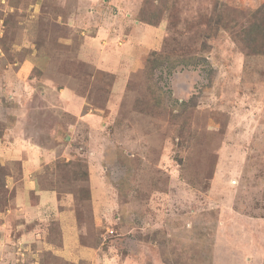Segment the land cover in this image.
I'll return each instance as SVG.
<instances>
[{
	"label": "rangeland",
	"instance_id": "obj_1",
	"mask_svg": "<svg viewBox=\"0 0 264 264\" xmlns=\"http://www.w3.org/2000/svg\"><path fill=\"white\" fill-rule=\"evenodd\" d=\"M263 5L0 0V264H264Z\"/></svg>",
	"mask_w": 264,
	"mask_h": 264
},
{
	"label": "trees",
	"instance_id": "obj_2",
	"mask_svg": "<svg viewBox=\"0 0 264 264\" xmlns=\"http://www.w3.org/2000/svg\"><path fill=\"white\" fill-rule=\"evenodd\" d=\"M264 14V5L261 6L260 8H258L256 11H255V14ZM140 14V13H139ZM140 22H143L145 24H148V25H152V26H158V27H161L163 25V23H161L162 21V16L158 15V13H150L149 15L145 14V11L142 12V14H140V16L138 17V19ZM263 23H264V20L262 19V23H254L251 22L250 23V26H249V29H243V37L246 41V44L247 46H249L251 48V50L253 52H262L264 53V26H263ZM261 42V44H257ZM261 46V48L259 47ZM255 50V51H254ZM154 54V53H153ZM170 58V55L168 56V54L161 58H158V59H154V60H151L148 59V62L151 66V70L154 69L156 66L166 62L167 60H169ZM0 167H1V164H0ZM89 194H88V197L87 198H90V188L87 189Z\"/></svg>",
	"mask_w": 264,
	"mask_h": 264
},
{
	"label": "crops",
	"instance_id": "obj_3",
	"mask_svg": "<svg viewBox=\"0 0 264 264\" xmlns=\"http://www.w3.org/2000/svg\"><path fill=\"white\" fill-rule=\"evenodd\" d=\"M78 104V103H77ZM75 111V110H74ZM11 130H16V129H11ZM16 131H14L15 133ZM6 133V132H5ZM5 133L2 134V136H0V139L1 138H5ZM13 133V138H10L9 141H17L15 140L16 138H18L17 136H15ZM21 141L23 142H26L27 140L25 139H20V141H18L17 143H21ZM31 141V140H30ZM50 151H45V149L41 148L40 146H37L35 144L31 145L30 147H24L23 149H20L18 151V154L17 155H14V157L10 156V151H8V157L9 158H13L14 160H17L20 162V164L23 165V171L26 173V174H29L28 170L31 171V173L33 172H39V170L42 168V166L44 164H47L48 163V158H49V155L52 154V153H49ZM54 154V153H53ZM53 156V155H52ZM16 157V158H15ZM54 160V159H53ZM35 170V171H34ZM30 173V174H31ZM35 181V180H34ZM30 188H34L35 187L32 185V183H30ZM42 191V190H40ZM45 191H48V190H45ZM43 192V191H42ZM36 194H39L36 192ZM44 197V196H43ZM47 197V195L45 196V198ZM43 201V200H42ZM35 205V204H34ZM39 205L36 204L35 206ZM34 206V207H35Z\"/></svg>",
	"mask_w": 264,
	"mask_h": 264
}]
</instances>
